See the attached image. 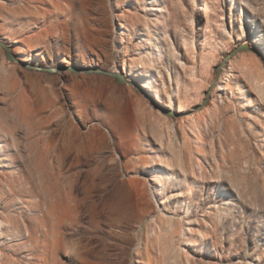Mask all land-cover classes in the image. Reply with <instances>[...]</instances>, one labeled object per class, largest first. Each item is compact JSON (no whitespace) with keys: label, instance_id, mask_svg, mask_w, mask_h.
<instances>
[{"label":"rangeland","instance_id":"obj_1","mask_svg":"<svg viewBox=\"0 0 264 264\" xmlns=\"http://www.w3.org/2000/svg\"><path fill=\"white\" fill-rule=\"evenodd\" d=\"M135 2L0 0V40L149 80L180 112L240 43L264 57V0ZM0 264H264L260 56L230 58L209 102L170 118L112 77L0 47Z\"/></svg>","mask_w":264,"mask_h":264},{"label":"water","instance_id":"obj_2","mask_svg":"<svg viewBox=\"0 0 264 264\" xmlns=\"http://www.w3.org/2000/svg\"><path fill=\"white\" fill-rule=\"evenodd\" d=\"M0 47L5 50V57L7 60L17 63L28 70H34L48 74H56L60 71H65V72L69 71L74 74L84 73L87 75L96 74V75L112 77L121 84L133 86L137 91H139L144 95V97L151 103V105L154 108L159 109L164 115H167L170 118H183L192 115L193 113L202 109L211 99V93L217 87L221 72L223 68L228 64L229 59L242 51H248V46L240 43L231 52L225 55L221 60V62L217 66H215L214 68L215 73L212 82L208 90L205 92V97L202 99V101L194 109L180 112L173 110L168 106L159 104L156 101V99L153 96H151L146 90H144L136 81L130 79L125 73H123L120 70L115 71V70L99 68V67L74 66V65H63L61 67L35 65L17 58V56L13 53L11 46H9L5 41L0 40ZM251 50L252 52H256L264 62L263 55L256 48H252Z\"/></svg>","mask_w":264,"mask_h":264},{"label":"bare ground","instance_id":"obj_3","mask_svg":"<svg viewBox=\"0 0 264 264\" xmlns=\"http://www.w3.org/2000/svg\"><path fill=\"white\" fill-rule=\"evenodd\" d=\"M72 1V0H71ZM127 4H128V0H124ZM139 1L140 0H136V2L134 3V6H137L138 4H139ZM142 3V2H141ZM75 4V3H74ZM126 5V4H125ZM128 8V7H127ZM148 8V10L149 11H151V13L149 14V16H152V10H153V8H152V6H148L147 7ZM146 15H148V14H146ZM70 19H71V17H70ZM76 19V18H75ZM118 21H119V27H118V29H119V33H120V37H122V38H124V36H125V34H126V25L123 23V21L119 18L118 19ZM75 22V21H74ZM76 23V22H75ZM74 23V24H75ZM156 20L155 19H152V17H149V18H147L146 20H143V25L145 26V27H147L148 29H150L151 27H155L156 26ZM251 38H252V41L254 42V43H256L259 47H261L262 48V50H264V39L262 38V36L259 34V33H257V31L256 30H254L253 32H252V35H251ZM247 42V41H246ZM246 42L245 43H242V44H244V45H247L246 44ZM248 46V45H247ZM13 48V47H12ZM11 48V49H12ZM252 49V47H249L248 46V51H252L251 50ZM12 51H13V49H12ZM13 53L17 56V58H19V57H21V55H22V49H21V47H15V50L13 51ZM256 53V52H255ZM241 55H243V56H245V57H247L248 59H250V60H252V61H255V59L253 58V56H251V55H248V54H246V53H243V54H240L239 56H241ZM20 59V58H19ZM61 66H63V64H60L59 66H56V67H61ZM123 68L125 69V70H127V67H126V65H125V63H123ZM132 70H134V69H132ZM136 70V69H135ZM129 71V70H128ZM127 71V72H128ZM223 71V70H222ZM65 71H60V72H58V73H56V74H59V73H64ZM222 73V72H221ZM130 76H131V74H129ZM128 75V76H129ZM223 75H225V73L223 74ZM221 76V75H220ZM135 81H137L140 85H141V87H143L146 91H148L151 95H153V97L159 102V103H162L163 102V99L159 96V94L158 93H155V91H154V89H153V86L151 85V83H150V81L149 80H145V79H139V78H135L134 79ZM218 85V84H217ZM162 115V114H161ZM163 116V115H162ZM163 118L164 119H166V117L165 116H163ZM168 120V119H167ZM171 123V122H170Z\"/></svg>","mask_w":264,"mask_h":264}]
</instances>
